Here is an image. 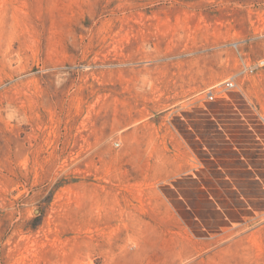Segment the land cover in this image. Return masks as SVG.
Segmentation results:
<instances>
[{
    "label": "rangeland",
    "instance_id": "1",
    "mask_svg": "<svg viewBox=\"0 0 264 264\" xmlns=\"http://www.w3.org/2000/svg\"><path fill=\"white\" fill-rule=\"evenodd\" d=\"M259 59L264 0H0V264H264Z\"/></svg>",
    "mask_w": 264,
    "mask_h": 264
},
{
    "label": "built area",
    "instance_id": "2",
    "mask_svg": "<svg viewBox=\"0 0 264 264\" xmlns=\"http://www.w3.org/2000/svg\"><path fill=\"white\" fill-rule=\"evenodd\" d=\"M264 66V60L259 59L254 62L251 66H246L245 71H248L249 73H253L255 70L260 69ZM224 90H231L236 87V84L233 79H228L223 83ZM206 97L209 100L214 99V93L212 91H208L206 94ZM118 146V144H116Z\"/></svg>",
    "mask_w": 264,
    "mask_h": 264
}]
</instances>
